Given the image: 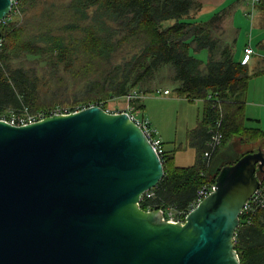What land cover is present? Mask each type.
Instances as JSON below:
<instances>
[{
	"label": "water",
	"instance_id": "95a60500",
	"mask_svg": "<svg viewBox=\"0 0 264 264\" xmlns=\"http://www.w3.org/2000/svg\"><path fill=\"white\" fill-rule=\"evenodd\" d=\"M0 0V22L11 11ZM264 150L223 165L183 220L142 209L162 159L126 111L0 119V264H240L235 234Z\"/></svg>",
	"mask_w": 264,
	"mask_h": 264
},
{
	"label": "trees",
	"instance_id": "16d2710c",
	"mask_svg": "<svg viewBox=\"0 0 264 264\" xmlns=\"http://www.w3.org/2000/svg\"><path fill=\"white\" fill-rule=\"evenodd\" d=\"M200 8L198 0H20L23 15L0 22V112L27 106L50 114L56 108L73 111L91 104L117 110L109 99L137 88L150 91L156 74L171 67L175 95L204 103L187 136L195 161L179 166L173 152L164 151V176L140 206L185 210L223 165L251 151L232 159L221 147H229L234 137L244 143L264 141V129L245 124L242 97L250 70L234 59V39H226L224 15L197 20ZM256 8L264 26V0ZM256 46L264 50V42ZM201 50L207 51L205 62L195 56ZM26 55L47 56L55 68L46 75L13 63ZM130 104L135 111L144 107L141 97ZM216 131L222 133L221 144L205 157ZM263 172L256 170L259 177ZM234 243L240 264H264V208L250 221L240 214Z\"/></svg>",
	"mask_w": 264,
	"mask_h": 264
},
{
	"label": "rangeland",
	"instance_id": "374dc122",
	"mask_svg": "<svg viewBox=\"0 0 264 264\" xmlns=\"http://www.w3.org/2000/svg\"><path fill=\"white\" fill-rule=\"evenodd\" d=\"M21 15L23 14L21 13ZM14 20H16V18H14ZM195 56L204 62L207 61L206 50H201L195 53ZM13 63L15 65L22 64L32 66L35 69L37 68L39 73H45L46 75H49L52 69L55 68V66L52 68V65L48 61V57L44 55L22 56L13 60ZM171 76V67H163L159 73L156 74L154 80H152V89L150 91L141 93L139 88L136 89L139 91V97H141L142 104H144L145 108L147 109H141L138 112V115H142L141 113L143 112L150 120H152L150 117H153L162 123L165 129V135L169 137L165 139V147L168 151L175 153V164L180 166H188L194 163L195 149L189 145L187 133L196 125L199 117L202 114L204 103L203 100L200 99L188 101L187 99L176 96L173 92L175 82L170 81ZM164 89L169 90V95L163 93ZM62 97L64 101H67V96ZM108 103L114 107V109H117L118 107V109H123L128 104L126 98L124 97L111 98L109 99ZM152 123L154 122L152 121ZM263 144L264 141L257 143H244L239 140L238 137H234V140L232 143H230L229 147H221L220 151H225V153L228 152L229 157L234 159L235 156L243 153L244 151H254L259 147L264 150ZM225 157L227 156L225 155ZM226 160L227 159L224 161Z\"/></svg>",
	"mask_w": 264,
	"mask_h": 264
},
{
	"label": "crops",
	"instance_id": "0c3cea01",
	"mask_svg": "<svg viewBox=\"0 0 264 264\" xmlns=\"http://www.w3.org/2000/svg\"><path fill=\"white\" fill-rule=\"evenodd\" d=\"M198 1L201 3V8L194 14L197 20H207L215 13H223V27L226 39H234L235 60L241 61L244 59V49L246 46L249 45L254 48L255 53L249 56L245 63H242L247 64L250 70L248 88L242 97L244 101V115L246 117L245 124L248 127L264 129V50L258 49L256 46L260 41L264 42V26L260 22L259 12L256 8L257 4H252V0ZM143 108H145V105ZM136 112L138 113L139 111ZM141 114L140 116L147 118L145 113L142 112ZM150 118L152 120L148 119L151 125L157 130L163 141L165 151H168L165 147V139L169 137L165 135L164 126L159 120L153 117ZM173 154L175 161L176 155L175 153Z\"/></svg>",
	"mask_w": 264,
	"mask_h": 264
},
{
	"label": "built area",
	"instance_id": "2783aa9c",
	"mask_svg": "<svg viewBox=\"0 0 264 264\" xmlns=\"http://www.w3.org/2000/svg\"><path fill=\"white\" fill-rule=\"evenodd\" d=\"M259 2L260 0H252V4H258ZM11 3H12V7H11L10 13L5 19L1 21L3 24L13 21L14 18L17 19L22 16L21 15L22 12L20 10V0H11ZM1 47H2V40L0 39V49ZM244 53H245V57L244 59L240 61L241 63H245L248 57L254 54L255 51L252 46L248 45L245 47ZM163 93L168 94L169 90L164 89ZM123 97L126 98V101L128 102L125 108L117 109V110H110L109 108H106L105 110L109 112L126 111L128 115L130 116V118L139 127L142 128L147 138L149 139L150 143L152 144L153 148L156 150L159 156L162 157L165 149H164L163 141L161 137L158 135L157 130L151 125L150 120L148 118L138 115V113L134 110L133 106L129 103L131 99L139 97V91H137L136 89H132L130 92H128ZM208 97H210V95ZM75 110H78V108ZM66 112H70V110L66 108L64 109L56 108L55 110L51 111L50 114H47L45 110H37V111L31 112L27 106H22L18 110H9V111L0 112V119H4L13 125H23L26 123L39 120L46 116H50L56 113H66ZM221 140H222V133L220 131L214 132L211 135V139L208 142L209 147L205 150L204 156L209 157L212 151L219 146V144L221 143ZM214 186H215V181L213 182L210 180L204 183L197 190V195L195 199L189 204V206L185 210L177 209L174 206H168L162 209L165 218L170 219V220H177V221L183 220L186 214L190 210H192L194 207H196L198 202L201 201L205 196H207L214 189ZM153 195H154V191L149 189L143 194V197L145 196L147 198H150ZM263 208H264V172L262 176L260 177V185L258 189L251 195L249 200L246 202L241 213H244V215L246 216V220L250 221L252 216H254V214L257 211Z\"/></svg>",
	"mask_w": 264,
	"mask_h": 264
}]
</instances>
